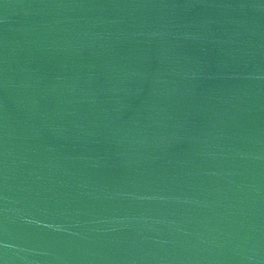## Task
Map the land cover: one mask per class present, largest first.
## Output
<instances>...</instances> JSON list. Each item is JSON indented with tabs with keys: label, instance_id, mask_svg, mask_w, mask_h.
I'll list each match as a JSON object with an SVG mask.
<instances>
[{
	"label": "water",
	"instance_id": "obj_1",
	"mask_svg": "<svg viewBox=\"0 0 264 264\" xmlns=\"http://www.w3.org/2000/svg\"><path fill=\"white\" fill-rule=\"evenodd\" d=\"M0 264H264V0H0Z\"/></svg>",
	"mask_w": 264,
	"mask_h": 264
}]
</instances>
